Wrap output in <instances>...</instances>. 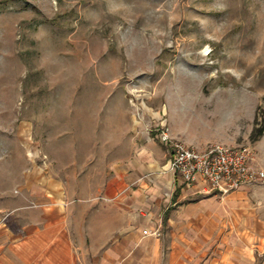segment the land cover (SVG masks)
Returning a JSON list of instances; mask_svg holds the SVG:
<instances>
[{
  "label": "rangeland",
  "instance_id": "374dc122",
  "mask_svg": "<svg viewBox=\"0 0 264 264\" xmlns=\"http://www.w3.org/2000/svg\"><path fill=\"white\" fill-rule=\"evenodd\" d=\"M263 126L264 0H0V166L28 163L8 143L31 132L74 185L167 128L264 169ZM235 192L264 216V184Z\"/></svg>",
  "mask_w": 264,
  "mask_h": 264
},
{
  "label": "crops",
  "instance_id": "0c3cea01",
  "mask_svg": "<svg viewBox=\"0 0 264 264\" xmlns=\"http://www.w3.org/2000/svg\"><path fill=\"white\" fill-rule=\"evenodd\" d=\"M143 139L102 178L71 185L30 159L34 134L11 137L29 154L0 166V264H264L260 210L241 192L183 184L167 147Z\"/></svg>",
  "mask_w": 264,
  "mask_h": 264
},
{
  "label": "built area",
  "instance_id": "2783aa9c",
  "mask_svg": "<svg viewBox=\"0 0 264 264\" xmlns=\"http://www.w3.org/2000/svg\"><path fill=\"white\" fill-rule=\"evenodd\" d=\"M158 132L157 137L167 147L168 171L183 184L194 186L202 181L207 192L222 196L264 184V169L256 165L255 154L247 145H212L201 150L173 136L167 128Z\"/></svg>",
  "mask_w": 264,
  "mask_h": 264
},
{
  "label": "trees",
  "instance_id": "16d2710c",
  "mask_svg": "<svg viewBox=\"0 0 264 264\" xmlns=\"http://www.w3.org/2000/svg\"><path fill=\"white\" fill-rule=\"evenodd\" d=\"M259 131H260V134H262L264 131V126Z\"/></svg>",
  "mask_w": 264,
  "mask_h": 264
}]
</instances>
